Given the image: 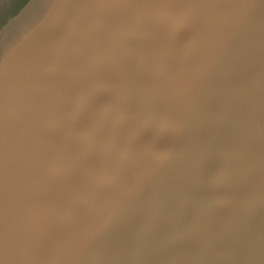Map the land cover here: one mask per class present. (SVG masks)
Returning a JSON list of instances; mask_svg holds the SVG:
<instances>
[{"label":"water","instance_id":"obj_1","mask_svg":"<svg viewBox=\"0 0 264 264\" xmlns=\"http://www.w3.org/2000/svg\"><path fill=\"white\" fill-rule=\"evenodd\" d=\"M91 1L30 0L0 28L1 43L45 5L29 19L33 27L44 21L42 36L37 33L32 45L39 40L45 45L41 51L18 47L21 54L33 49L30 55H47L52 25L73 14L75 39L67 34L63 45L76 42L91 59L108 60L104 66L90 62L70 87L64 78L48 89H64L62 97L79 89L83 103L89 84L100 96L83 115L84 137L90 141L99 131L103 140L92 151L101 153L106 166H93L68 206L58 205L67 209L56 232L75 234L64 238V252L74 264H264V0H137L161 42L159 64L174 66L166 80L148 81L149 87L166 85L154 99L161 110L154 132L137 149L132 148V116L144 99L133 84L136 79L142 86L140 74L134 76L128 66L132 56L150 59L152 50L134 49L143 44L144 31L126 40L136 26L128 17L118 19L102 39L98 22L104 17L88 8ZM115 47L125 59L119 70L111 64ZM10 50L9 61L15 58ZM122 89L132 95L121 94ZM52 107L43 112L49 115ZM12 113L0 108V139L13 130L8 128ZM97 118L100 128L90 130ZM33 126L22 148H30ZM7 164L0 166V264H31L30 232L20 214L22 171L16 161ZM102 196H107L104 206ZM84 225L87 230H81ZM55 239L38 248L46 260L35 264H63L55 255Z\"/></svg>","mask_w":264,"mask_h":264},{"label":"rangeland","instance_id":"obj_2","mask_svg":"<svg viewBox=\"0 0 264 264\" xmlns=\"http://www.w3.org/2000/svg\"><path fill=\"white\" fill-rule=\"evenodd\" d=\"M24 2L25 0H0V28ZM90 6L104 17L102 21L98 22L101 25L100 30L104 31L102 39L108 28L116 24L118 19L121 22L122 19L124 21L128 17V24L131 21L136 26L130 28L131 32L128 31L126 40L131 36L130 34L136 36L144 31L143 44L141 46L136 45L134 49L146 47L148 50H152L150 59L140 61L132 56L134 61L128 66V71L134 76L140 74L139 80L142 86L137 83L136 79H134L133 84L135 90L138 93L140 91L144 99V102L137 107L136 113L132 116L134 125H136L133 132L132 148L137 149L154 132L152 130L154 129L153 120L161 111L155 105L154 99H157L156 97L161 94L166 85L165 81L161 89L159 86L149 87L148 81L151 79L158 80L160 77L166 80V76L173 72L174 66L171 69L166 62H163L162 65L159 64V59L163 55L161 42L156 37L157 34L153 27L149 22H146L147 19L142 12V4L139 7L137 0H94L90 2L88 8ZM83 9L78 7L76 11L81 12ZM131 15L132 20H130ZM134 15H137V18ZM72 17L73 14H70L62 19L64 22L61 24L58 25L57 22L52 25L49 33L51 48L47 55L43 52L38 53L37 50L39 55L35 57V54L32 53L29 61L27 58L33 49L26 55L21 54L20 49L14 51L15 58L14 60L10 59L6 68L11 86L8 87L9 95L0 101V107L9 108L13 111L11 119H8V128H13V130L6 132L4 138L0 139V166L2 167L7 163V165L12 163L13 166L16 161V166L20 164L21 167L20 214L23 217L26 216L23 218L25 219V232H30L26 242L27 249L33 254L31 264H35L39 259L41 261L46 260V254L43 251L40 252L39 249L49 245L53 241V237L56 238L58 249L55 250V246H53L55 255H59L64 260L65 263L63 262V264H74L73 257L64 252L65 241H63L65 237H70V235L71 238H74L72 237L75 235L74 232L65 230L64 235L56 232L57 225L62 220V212H66L67 209L62 206L66 204L68 206L78 185L89 179L93 166L97 170L106 166L101 153L92 151L103 140L102 136L98 135L99 131L95 132L94 130L95 135L90 141L84 137L86 118L83 115L88 108L94 107L99 102L100 96L97 86L85 84L88 97L83 103H79V98H82L83 95L77 92L79 89L64 93V97H62L64 89H60V91L58 89L48 90L50 87L55 88L58 82L64 78L65 86L70 87L73 80L78 78V74L90 62L103 66L108 62L105 57L91 59L90 52L85 53L77 49L76 42L63 45L65 35L71 34L69 38L75 39L76 30L73 25L76 22ZM102 27L103 29H101ZM120 50V47H115L114 54L116 55L111 59V62L114 60L111 63L112 66L118 70L122 62H125L124 57H120ZM81 59L84 60L81 61ZM146 64H148L147 69ZM120 92L126 96L132 95L125 89L120 90ZM8 104L9 106L5 107ZM56 104L58 105L54 107ZM50 106L54 108L52 107V112L46 115L43 108ZM98 118L88 125L90 130L92 127L100 128L101 121H97ZM129 125H133L132 122ZM32 126L34 127L33 134L26 144V147L29 146L30 148H22L26 133ZM43 137L45 138L44 150H41L39 144H41ZM21 148L22 150L18 154V150ZM135 159L136 156H134L133 161ZM106 202L107 196H102L101 206H104ZM59 204L63 205L58 206ZM89 218L88 214V220ZM76 227L79 229L78 220ZM85 229L87 230V226L81 227V230ZM44 264L46 263L44 262Z\"/></svg>","mask_w":264,"mask_h":264},{"label":"bare ground","instance_id":"obj_3","mask_svg":"<svg viewBox=\"0 0 264 264\" xmlns=\"http://www.w3.org/2000/svg\"><path fill=\"white\" fill-rule=\"evenodd\" d=\"M46 1L45 3H47ZM43 6V5H42ZM38 8L35 10L32 15L21 25L15 27L10 34L0 43V101L4 98H6L7 95H9V78H8V69L7 63L9 62L10 56L8 55V50L12 49V51L18 50V47H38L39 50H41V46L45 45V43L41 42V40L38 41V43H35V46L32 45V43L35 41L33 38L37 33L41 35V30L45 29V23L44 21H36L35 26L33 27V21L30 23L29 19L36 18L38 13H41L45 7ZM47 6V5H46ZM46 35H44L41 39ZM21 44V45H20ZM11 51V50H10ZM31 52H34L33 50ZM8 55V57H7ZM31 56V55H30ZM3 65V67H2ZM11 87V86H10ZM11 91V90H10ZM4 106V105H3ZM2 108V107H0ZM4 138V137H3Z\"/></svg>","mask_w":264,"mask_h":264},{"label":"trees","instance_id":"obj_4","mask_svg":"<svg viewBox=\"0 0 264 264\" xmlns=\"http://www.w3.org/2000/svg\"><path fill=\"white\" fill-rule=\"evenodd\" d=\"M30 0H26L24 3H23V5L11 16V18L13 17V16H15V15H17L19 12H20V10L29 2Z\"/></svg>","mask_w":264,"mask_h":264},{"label":"flooded vegetation","instance_id":"obj_5","mask_svg":"<svg viewBox=\"0 0 264 264\" xmlns=\"http://www.w3.org/2000/svg\"><path fill=\"white\" fill-rule=\"evenodd\" d=\"M26 1V0H25Z\"/></svg>","mask_w":264,"mask_h":264}]
</instances>
